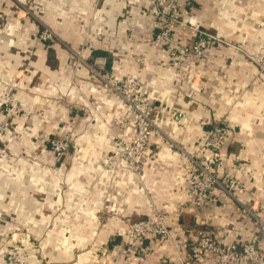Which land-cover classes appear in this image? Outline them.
Returning <instances> with one entry per match:
<instances>
[{
	"label": "crops",
	"instance_id": "1",
	"mask_svg": "<svg viewBox=\"0 0 264 264\" xmlns=\"http://www.w3.org/2000/svg\"><path fill=\"white\" fill-rule=\"evenodd\" d=\"M194 1L184 11L188 23L243 51L260 52L264 0ZM151 4L0 0V82L12 84L18 70H31L15 95V112L0 120L7 135L2 146L13 156L0 154V241L21 230L25 220L35 225L26 246L0 250L4 262L185 264L187 243L197 230L217 233L226 244H243L257 234L253 218L241 215L239 204L222 189H215L214 204L203 213L187 207L185 160L166 139H150L137 174L117 162V140H131L135 117L101 87L88 65L120 80L139 76L140 93L155 107L157 126L187 151L200 154L204 129L222 132L219 177L240 182L234 195L264 219V76L234 49L215 46L199 62L202 81L192 92L164 52L149 44L154 34ZM18 6L28 9L23 19L16 18ZM43 27L53 31L56 41L37 39ZM180 35L187 38L185 31ZM138 56L147 67L143 71ZM126 117L131 125L124 129L118 123ZM53 136L70 139L69 156L53 155L48 146ZM22 155L26 158H16ZM160 211L169 212L170 236L157 240L142 262L127 260V246L121 244L128 223ZM64 228L69 233L63 237ZM114 242L119 250L113 249ZM79 247L88 251L78 254ZM100 247L105 249L98 258L94 254ZM258 247L264 264V238Z\"/></svg>",
	"mask_w": 264,
	"mask_h": 264
},
{
	"label": "built area",
	"instance_id": "2",
	"mask_svg": "<svg viewBox=\"0 0 264 264\" xmlns=\"http://www.w3.org/2000/svg\"><path fill=\"white\" fill-rule=\"evenodd\" d=\"M180 0H155L153 14L156 16L158 32L152 38L151 44L166 46L167 55L175 67H179L185 57L193 54L199 44H205L206 36L201 32L193 34L195 44L191 48L182 51L177 50L176 43L169 39V29L176 26L175 18L179 10ZM28 9H20L16 12V18L23 19L28 14ZM44 27L41 29L43 30ZM41 33V34H40ZM43 41H52L55 37L48 29L40 32ZM174 37V36H173ZM176 37V36H175ZM174 37V38H175ZM177 38V37H176ZM175 38V39H176ZM176 42V41H175ZM190 53V55H188ZM188 55V56H187ZM255 64L264 70V64H259L257 60L264 58H254ZM264 60V59H263ZM91 74L97 78L99 84L109 92L116 101L125 106L128 115L134 116L133 135L131 140L126 142L118 140L120 154L118 163L128 166L133 173L137 174L142 165L144 152L146 151L150 139L167 138L163 131L157 126L153 113L155 107L152 102L140 93L141 78L120 80L116 77L101 73L90 67ZM121 128L130 126L129 117L118 123ZM205 128V126H202ZM198 145L200 154L187 151L182 145L170 142L169 146L176 150L185 160L186 177L183 180L184 190L187 197V207L193 209V213L199 214L207 210L214 204V191L219 188L228 193L239 204V213L245 217L253 218L258 232L253 238L243 244L224 243L221 238L212 231L206 229L197 230L194 236L188 241V261L185 264H205L212 260L213 264H262L263 256L258 247L260 238H264V219L256 214L254 206L244 205L238 196L234 195L242 185L230 176L219 177V171L223 167L221 150L225 143V135L217 129L201 131ZM70 139L57 138L50 140L48 146L57 159L67 157L70 153ZM169 212H157L155 217L129 222L125 231V243L119 244L127 246L124 250V257L131 262H142L151 255L155 242L159 239L168 238L170 231L167 222ZM1 216V215H0ZM13 242L12 238L8 239ZM119 250L120 245L114 244L113 249Z\"/></svg>",
	"mask_w": 264,
	"mask_h": 264
},
{
	"label": "rangeland",
	"instance_id": "3",
	"mask_svg": "<svg viewBox=\"0 0 264 264\" xmlns=\"http://www.w3.org/2000/svg\"><path fill=\"white\" fill-rule=\"evenodd\" d=\"M151 1H152V4H151L150 9L148 10V14L151 15L152 24H153V28H154V34H153V37H154V35L158 32V28L156 27L157 26L156 16L152 12L155 0H151ZM194 2H195L194 0H180L179 1V6H178L179 10L177 11V17L175 18V24H176V26H178V25H182V26L175 27L173 29L172 28L169 29V34H170L169 39L170 38L173 39V41H174L173 44L176 43L175 44L177 46L176 49L179 51L193 47V45L195 44L193 34H195V32H201V34H205V36H206L205 41H207V42L205 44H203V43L199 44V46L197 47L196 50L192 49L193 54L190 55V53H188V55H190V56L185 57L184 60L181 61V64L179 65V67H175L173 62L171 60H169V63L175 69L179 78H181L182 80H184V79L187 80L190 90L192 92L197 90L199 83L202 81V76H201V73H200L199 67H198L199 62L204 57V54L210 48H213L215 46H223V47H229V48L234 49L235 51L240 53V55L243 56L248 62H250L260 75L264 76V70H262L260 68V66L255 64L254 61L251 59L253 55H256V56H254V58H258V59L262 58L263 53H264V44L261 46L259 53L251 54V53H248L246 51H243L237 45L233 44L230 41L225 40L224 38L218 36L217 34H215L214 32H212L209 29H203L201 27L195 26L194 24L188 23L186 21V19L184 18V14H185L184 11L187 10V12H188L189 8H191L193 6ZM31 6L32 5L29 4L30 8H32ZM20 9H27V7L18 6L17 12H19ZM29 12L31 13V11H29ZM32 12H33V10H32ZM39 14L40 15L44 14V12L39 11ZM32 15H33V13H32ZM44 29H48L50 32L53 33V31L48 27H44ZM43 30L39 29L36 36H37V39L39 41L44 43L46 41H43L40 38V34H41L40 32H42ZM182 31L187 32V38H183L180 35V32H182ZM173 36L174 37L176 36L177 38L175 37L176 38L175 39ZM152 38L149 41L150 46L153 47L154 49H158V50L163 51L165 54V57L167 58L168 57V55H167L168 50H167L166 46L151 44ZM53 41H56V40L53 38ZM76 57H77V59L79 58V60L80 59L82 60L80 54H76ZM167 59H169V58H167ZM263 59L264 58L257 60V62L259 64H264ZM135 61H136V63L141 64L140 70L143 71L147 68L146 66H143V64H142L143 60L141 57H139V56L135 57ZM186 66H190L191 69L187 70ZM87 68H89V65L87 66ZM30 72H31V70L28 68H21L20 70H18L16 72V74H14L12 84L10 82L9 83L0 82V87H2V88H0V92L5 91L6 89L8 90L6 92V94L3 95V97L0 96V120H1L2 116L7 117V115L11 114L12 112L13 113L15 112V108H14L15 107L14 106L15 105L14 104L15 103V95L19 91L23 90V87L25 85V78L29 75ZM130 125H131V123H130ZM131 126L133 127V124ZM133 131H134V128H133ZM5 136H7V135L5 134L4 130L3 131L0 130V154H1V156H5V157L8 156L9 157V156H11L10 151H8L7 148H4V146H2L7 141V140L6 141L4 140ZM166 137L167 138H164V139H166L167 141L174 142L169 136H166ZM57 138H58L57 136H53V137L48 139V142H50V140L57 139ZM118 140H117V144H118ZM12 155H14V153ZM12 157L13 156H11L9 158H12ZM16 158L23 159L26 157H25V155H22V156H17ZM104 217H106V216H104ZM34 226L35 225L33 223H31L30 220H25L24 224L22 225L21 230L8 232L7 237L0 241L1 242L0 250L4 248L6 250H10L11 252H13L15 249H19V248L26 246L25 244L28 243V240L30 239V230ZM60 233L64 237V236H67L69 232H68V230H66V228H64V229L60 230ZM11 238H12L13 242L9 243L8 239H11ZM78 249H79L77 252L78 254L85 253L86 251H88V249H85L84 247L83 248L79 247ZM103 249H105V247L98 248V251L96 252V254H94V256L98 255V258H101L103 256V253H104V251H102ZM100 252H101V254H100ZM92 263L96 264L95 260ZM0 264H8L7 262H4L2 260L1 254H0ZM12 264H21V263L14 262ZM99 264H101V262H99Z\"/></svg>",
	"mask_w": 264,
	"mask_h": 264
},
{
	"label": "trees",
	"instance_id": "4",
	"mask_svg": "<svg viewBox=\"0 0 264 264\" xmlns=\"http://www.w3.org/2000/svg\"><path fill=\"white\" fill-rule=\"evenodd\" d=\"M207 129V128H206ZM207 130H212V129H210V128H208ZM116 242H114L113 244H115ZM113 244H111V246L113 245ZM118 244V243H117Z\"/></svg>",
	"mask_w": 264,
	"mask_h": 264
}]
</instances>
